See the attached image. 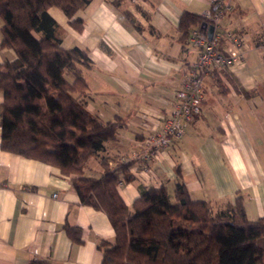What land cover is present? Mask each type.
<instances>
[{"label":"crops","instance_id":"0c3cea01","mask_svg":"<svg viewBox=\"0 0 264 264\" xmlns=\"http://www.w3.org/2000/svg\"><path fill=\"white\" fill-rule=\"evenodd\" d=\"M229 1L221 27L243 40L242 62L227 71L247 94H222L215 83L184 136L150 160L154 177L147 182L138 174L143 134L169 114L196 57L178 30L179 17L202 16L211 0H92L70 18L55 7L47 11L60 47L86 52L92 64L81 68L87 111L103 122H123L83 175L100 177L103 158L110 169L131 162V179L116 187L129 213L148 188L165 187L173 201L179 179L191 200L208 202L213 211L240 196L247 220L264 215V0ZM13 59L11 50L0 49V63ZM64 78L73 80L68 72ZM65 226L80 229L79 243L70 241ZM113 241L106 215L80 204L68 177L0 150V264H100L98 244Z\"/></svg>","mask_w":264,"mask_h":264},{"label":"trees","instance_id":"16d2710c","mask_svg":"<svg viewBox=\"0 0 264 264\" xmlns=\"http://www.w3.org/2000/svg\"><path fill=\"white\" fill-rule=\"evenodd\" d=\"M91 1L0 0V49L14 54L0 63V150L56 168L69 178L80 204L106 215L114 241L98 244L100 264H264V215L247 220L240 196L213 211L208 202L191 200L178 179L173 201L165 187L148 188L129 213L116 187L131 179V162L110 169L103 158L100 177L83 175L87 161L116 139L123 122H103L87 111L81 68L92 64L86 52L60 47L47 11L55 7L70 18ZM76 24L70 23L80 31ZM203 24L208 26L202 16L183 12L178 30L186 38L193 27L205 32ZM214 77L222 94H247L226 69ZM64 229L70 241L80 242L79 228Z\"/></svg>","mask_w":264,"mask_h":264},{"label":"built area","instance_id":"2783aa9c","mask_svg":"<svg viewBox=\"0 0 264 264\" xmlns=\"http://www.w3.org/2000/svg\"><path fill=\"white\" fill-rule=\"evenodd\" d=\"M213 7V10L211 9ZM228 0H211L202 17L213 27L210 39L206 31L193 27L188 32L187 47L196 54L184 77L182 87L170 101V112L143 134L139 177L147 182L154 177L149 167L151 159H158L170 141L180 140L185 128L201 112L205 97L215 85L214 72L228 69L242 62V38L221 27L223 16L230 12ZM121 183H119L120 185Z\"/></svg>","mask_w":264,"mask_h":264},{"label":"water","instance_id":"95a60500","mask_svg":"<svg viewBox=\"0 0 264 264\" xmlns=\"http://www.w3.org/2000/svg\"><path fill=\"white\" fill-rule=\"evenodd\" d=\"M202 27L205 28L206 30L207 38L210 39L212 31H213V27L210 25L206 26V24H203Z\"/></svg>","mask_w":264,"mask_h":264}]
</instances>
